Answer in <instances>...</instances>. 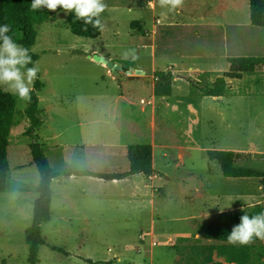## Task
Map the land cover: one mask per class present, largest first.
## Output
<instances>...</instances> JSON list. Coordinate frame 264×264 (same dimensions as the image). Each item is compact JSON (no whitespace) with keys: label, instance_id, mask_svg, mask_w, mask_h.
Instances as JSON below:
<instances>
[{"label":"rangeland","instance_id":"1","mask_svg":"<svg viewBox=\"0 0 264 264\" xmlns=\"http://www.w3.org/2000/svg\"><path fill=\"white\" fill-rule=\"evenodd\" d=\"M11 1L7 5L0 0V25H10L9 34L21 45L25 33L11 22ZM148 1L103 0L111 14L100 15L104 28L97 39L74 35L71 12L62 8L49 10L36 26L38 37L31 50L38 55L34 64L40 68L43 88L42 125L35 134L53 169L127 172L131 168L127 147L152 144L156 170L154 177L135 174L115 181L55 179L52 217L42 226L48 244L40 247L38 264H92L89 259L95 264H185L178 248L206 242L196 235L202 232L201 222L252 212L264 204L257 178H227L207 153L241 149L255 158L247 164L245 160H251L245 154L238 165L264 170V80L258 85L257 78L263 72L232 81L223 99L201 90L212 86L219 74L200 76L198 82L197 76L191 78L195 89L180 79L173 94L162 101L151 91L153 82L119 80L89 59L105 48L114 59L113 53L120 54L125 66L150 69L151 57L140 47L150 44L151 25L156 22L148 18H153ZM245 9L248 12L249 0ZM132 12L143 14L146 21ZM113 47L115 51H110ZM16 98L10 179L23 191L0 193V264H28L25 231L33 223L40 181L32 139L26 135L31 126L26 116L29 102ZM152 213H158L155 224ZM50 245L66 253H57ZM250 264H264V240L254 248Z\"/></svg>","mask_w":264,"mask_h":264},{"label":"trees","instance_id":"2","mask_svg":"<svg viewBox=\"0 0 264 264\" xmlns=\"http://www.w3.org/2000/svg\"><path fill=\"white\" fill-rule=\"evenodd\" d=\"M9 5V0H2ZM32 0H12L11 11L9 15L11 22H15L25 33L21 45L29 49L33 64L38 60V55L32 52L36 43L38 31L36 26L46 19L49 14L47 8L33 11L31 9ZM72 16V17H70ZM70 26L74 34L97 38L101 30L87 26L84 31L82 20L76 19L75 12H71ZM250 19L251 23L264 27V0H250ZM231 64L229 71L218 77L211 87H202V92L206 96H223L228 88V79H242L245 73H252L256 68L264 64V57H230ZM173 75L171 72L159 77V83L155 87L157 97H169L173 93L172 86ZM192 86L195 83L191 81ZM40 74L37 73V79L34 81L31 101L26 109V115L31 121L26 135L32 139L31 155L33 163L36 165L40 175V181L37 188L38 197L34 202L33 223L25 231V241L29 247L28 264H38L40 262L39 250L42 245L48 244L43 234V224L50 221L52 217V195L53 181L59 177H94L106 181L121 180L125 177L135 174H144L145 176L155 173L153 165V147L150 144H131L127 147V156L130 163V170L127 172H97L93 170H68L55 171L42 149L40 136L35 134V130L42 125L39 117V92L42 89ZM17 114V98L9 91L0 86V193L21 192V187L17 186L10 179L11 165L9 162L10 135L12 126ZM209 160L220 165L225 177L231 178H258L264 191V170L253 169L247 166L237 165L239 155L232 151H220L216 149L208 150ZM264 213V205L256 207L255 211L246 213L239 212L227 217H219L211 221H205L202 224V232L208 239L215 240L217 243L210 245H186L178 248L179 254L185 264H224L214 258L223 257L229 264H250L252 260V251L259 244L261 239L253 237L250 244H230L228 235L234 226L241 222V217L245 214L250 217ZM51 249L57 253L65 254L62 247L50 245ZM95 264L91 259L86 260Z\"/></svg>","mask_w":264,"mask_h":264},{"label":"crops","instance_id":"3","mask_svg":"<svg viewBox=\"0 0 264 264\" xmlns=\"http://www.w3.org/2000/svg\"><path fill=\"white\" fill-rule=\"evenodd\" d=\"M246 2L247 0H184L183 6L178 11H170L168 8H162L159 4V0H149L147 6L148 9L152 10L153 18L152 17H148V18L152 20V23L154 20H156V22L151 25L150 44L144 45L145 43L141 42L142 45L140 47L141 49L146 50L151 57L152 66L150 67V69L142 68V67H138L137 69H135L133 67H130L129 65L125 66L122 63V59H121L122 57L120 54L113 53L116 56V59H114L112 53L107 50L105 51V48L103 51L100 52L95 51L94 54H90L88 57L92 61H97L93 58V56L96 55L103 56L107 58L110 62H113L118 66H121L122 70L120 72L121 74L120 76H137L140 75L139 70H145L147 74L151 76L153 79L158 78L157 80H159V76H157L156 74L157 72L169 71L173 75V79H172L173 88H174V83L178 82L180 79H184L191 86H192L191 81H193L195 83V86H193L195 89L196 82L192 80L195 79L194 77L197 76L196 81L198 82L201 81L200 78L202 76L208 78L209 74L215 73V74H219L220 77L225 72L229 71L231 66L229 62L230 57H264V27H259L251 23L250 0H249L248 12L245 9ZM128 10L131 11L129 9V3H128ZM104 14L106 16H109L111 14L110 9H105ZM135 15H138L137 17H139V19L141 17L143 18V20H145L143 14L135 13ZM102 35H103V30L101 31V34L97 38H100ZM130 37L132 39H135V37L132 36ZM97 38L86 37V39H97ZM113 49L114 50H110V51H115L116 48L113 47ZM99 63L104 69H107V73L109 75H113L115 78H118L111 71V69L107 64L101 62ZM259 72L264 73V64L259 65L256 68V70L252 73H245L242 79H228V88L225 94L229 89H231L232 81L243 80L246 76L250 77L252 75L258 74ZM217 78L218 77L214 79V82L216 81ZM257 78L259 80L258 81V85H259L264 80V75H258ZM126 81L137 83V85H142V84L150 85L148 81L146 82L144 80H126ZM153 83L154 84L152 86L151 91L155 94V87L158 84H156L155 82ZM144 87L146 88V86ZM138 89H142V88L140 87ZM209 97H213V99H223L224 95L216 96V97L209 96ZM165 98L168 97H163L162 101H165ZM121 99L122 97L119 98V101ZM125 100H127V97L125 98ZM41 104H42V97L39 95V112H40ZM220 151H232L237 153L239 155L238 159L241 162L244 161V155L246 154L248 159L251 160V161L245 160L247 164H251L253 159L255 158L252 157L251 154H247V152L241 149L236 151L221 149ZM153 165H154V147H153ZM154 176H156V174L149 175V177H154ZM227 178H231V177H227ZM246 178H254V177H246ZM259 188L263 190L262 185H260ZM243 197L249 199L248 195H243ZM259 205H264V204L261 203L258 204L257 206ZM239 212H245V211H238L235 213H239ZM246 213H250V212H246ZM231 215H222L220 216V218ZM157 216L158 213L151 214L152 223L154 224L156 223L155 218ZM145 235L146 234H143V236ZM196 235L204 236L206 242L202 244L189 243V245H210L217 243L215 240L208 239L203 232H200L199 234ZM143 247H145V244L141 245V248ZM145 257L147 259H150L152 258V255L151 256L148 255ZM214 258L218 261L223 262L224 264H229L226 262V260L223 257H218L217 254L214 255Z\"/></svg>","mask_w":264,"mask_h":264},{"label":"clouds","instance_id":"4","mask_svg":"<svg viewBox=\"0 0 264 264\" xmlns=\"http://www.w3.org/2000/svg\"><path fill=\"white\" fill-rule=\"evenodd\" d=\"M183 3L184 0H159L160 6L170 11H178ZM106 7L103 0H32L31 3L33 11L42 8L74 11L76 19L83 21L84 31H87L88 25L103 30L99 17ZM10 32V25H0V86H5L6 90L21 101L30 102L40 68L38 65L28 66L33 64L29 49L17 43ZM254 236L264 240V213L252 217L243 215L241 222L233 227L227 239L230 244L246 245L253 241Z\"/></svg>","mask_w":264,"mask_h":264},{"label":"water","instance_id":"5","mask_svg":"<svg viewBox=\"0 0 264 264\" xmlns=\"http://www.w3.org/2000/svg\"><path fill=\"white\" fill-rule=\"evenodd\" d=\"M91 57V56H90ZM93 58L95 60H97L98 62L107 64L109 66V68L111 69V71L115 74V76H117L119 78V80H144V81H148V82H155L156 84H158L159 80H154L151 76H149L147 74V72L145 70H139V74L137 76H120V72L122 70L121 66H118L117 64L110 62L107 58L103 57V56H93ZM220 98V97H217Z\"/></svg>","mask_w":264,"mask_h":264}]
</instances>
